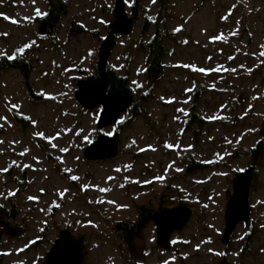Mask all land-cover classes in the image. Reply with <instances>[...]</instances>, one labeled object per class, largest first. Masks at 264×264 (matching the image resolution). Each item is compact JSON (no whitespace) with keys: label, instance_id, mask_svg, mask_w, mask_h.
<instances>
[{"label":"rangeland","instance_id":"1","mask_svg":"<svg viewBox=\"0 0 264 264\" xmlns=\"http://www.w3.org/2000/svg\"><path fill=\"white\" fill-rule=\"evenodd\" d=\"M125 1L132 16L133 0ZM68 2L50 32L35 15L37 8L47 12V0H0V53L11 56L31 44L17 57L33 68L28 75L16 68L0 75V118H7L0 119V169H7L0 171V205L13 214L0 216V264H44L63 227L86 236L85 264H264V156L246 151L264 123V1L172 0L167 75L152 84L143 42L153 27L143 30L142 16H155L159 4L142 0L133 32L116 37L109 59L110 69L129 75L140 115L121 130L119 154L105 161L84 157L100 134L102 107H82L75 92L95 73L115 0ZM72 20L86 31L69 39ZM194 103L197 117L187 123ZM116 127L101 133L114 135ZM191 158L203 166L189 171ZM249 165L258 172L251 219L224 244L228 190ZM183 205L193 210L190 221L171 235L170 248L159 247L152 216ZM119 222L132 229L130 244L116 231Z\"/></svg>","mask_w":264,"mask_h":264},{"label":"water","instance_id":"2","mask_svg":"<svg viewBox=\"0 0 264 264\" xmlns=\"http://www.w3.org/2000/svg\"><path fill=\"white\" fill-rule=\"evenodd\" d=\"M135 26L134 17L130 16L125 0H115L114 22L109 25L112 34H108L98 51L97 68L99 80L83 79L78 82L75 92L76 100L86 109L102 107L97 121V127L103 129L116 125L119 117L134 103L133 92L114 93L110 91L109 59L116 39L113 34L129 35ZM264 139V124L260 130ZM120 143L117 135L101 134L96 140L88 144L84 150V157L89 161H105L115 158L119 154ZM254 179V169L242 172L234 183V188L225 210V228L222 235L224 244H229L232 234L241 222L248 223L251 219L250 191ZM193 210L190 206L167 207L155 213L152 219L156 227L157 245L168 249L171 246V235L182 230L190 221ZM146 220H142L138 227L142 228ZM2 233L0 232V239ZM44 264H84V254L75 244L53 245Z\"/></svg>","mask_w":264,"mask_h":264},{"label":"trees","instance_id":"3","mask_svg":"<svg viewBox=\"0 0 264 264\" xmlns=\"http://www.w3.org/2000/svg\"><path fill=\"white\" fill-rule=\"evenodd\" d=\"M264 1V0H263ZM172 0H158V10L155 16H148L143 14V30L149 32L153 27V33L151 36L147 38V41L143 42L144 48L147 49L146 52V65L144 69V73L149 80H151L152 84H155L166 77L167 75V64L165 62L167 45L169 42V26L166 22L167 15L169 13V7ZM48 10L47 15L43 17H39L37 19L39 26L46 27V30L50 32H54L57 27H59V23L62 17L68 13L69 10V2L68 0H47ZM132 15L138 20L142 13L143 3L142 0H133L131 5ZM86 31V28L77 22L76 20H72L68 28V38L78 36L80 33ZM95 31V30H94ZM93 33H96L95 31ZM111 33V31H110ZM115 36L118 37L116 34ZM16 68L20 69L26 75L30 74L33 70L30 61H23L22 58L17 57L14 60H9L7 55H0V74L5 69ZM111 85L110 91L114 93H125L132 91V86L130 83V77L128 74L121 75L116 70L108 69ZM100 78L99 70L96 68L95 73L89 77L91 80H98ZM199 88L196 91L197 97H199L200 93ZM152 91V88L149 89ZM34 94L35 92L32 91ZM146 95L148 93L142 94L146 99ZM139 110L137 109V104L134 102L130 108V111L125 113L123 120L118 122V127L115 128L114 134H120L121 130L125 127H129L138 117ZM141 112V111H140ZM18 119L24 123V116L17 114ZM197 117V103L192 104L191 111L186 120L187 123L195 120ZM99 136V135H98ZM95 139H97V137ZM94 139V140H95ZM246 151L249 152L252 158L258 159L264 156V139L260 138L254 145L250 147H246ZM202 167L203 164H200L191 158L190 162L187 164V169L194 170L196 167ZM258 172H256L257 175ZM240 175V172L235 174L233 179V183L235 182V178ZM164 196V192L159 196V207H162V198ZM231 196V190H228V197ZM228 198V199H229ZM140 209H145L144 206L140 207ZM142 213V212H141ZM0 216H4L6 218L12 217L13 214H8L6 208L0 205ZM115 229L118 233H120L122 239L125 243L130 244L132 239V229L129 227L127 222H119ZM85 235H76L74 234L68 227H63L59 230L58 235L55 237L53 244L54 245H63V244H75L80 250L83 252L84 256L87 251V243L85 240ZM126 254L131 255L133 252V248H125ZM85 260V259H84ZM85 264V263H84Z\"/></svg>","mask_w":264,"mask_h":264},{"label":"snow or ice","instance_id":"4","mask_svg":"<svg viewBox=\"0 0 264 264\" xmlns=\"http://www.w3.org/2000/svg\"><path fill=\"white\" fill-rule=\"evenodd\" d=\"M153 2H155V0H153ZM33 3H35V0H33ZM0 15H3V14H0ZM35 15L36 16H40V17H43V16H46L47 15V13H43V12H41V10L40 9H36L35 10ZM7 19H11V18H9V17H6ZM227 17H224V19H226ZM25 19H32V17H26ZM12 22L13 23H18V21H15V20H12ZM176 31H180V28H177L176 29ZM2 35H7V33H3ZM233 35H235V33H233ZM224 37H223V35H221V36H219V37H215V38H213V39H223ZM32 45L31 44H27V45H24V47H22V48H19V49H17V52L15 53V54H13V55H11V56H7V58L9 59V60H14V59H16L17 58V55L18 54H22L23 52H24V50L26 49V48H29V47H31ZM0 55H6V53H0ZM261 55H264V53H261ZM185 67H191V66H188V65H185ZM198 71H200V72H205V71H208V70H206V69H203V68H200V69H197ZM220 69L218 68V69H215V71H219ZM230 71H234V69H232V70H230ZM187 91H191V89H188ZM174 99V98H173ZM168 102H172V100H169ZM11 108H13V109H16V108H18V105H11ZM178 111H181V112H183L184 110L183 109H179ZM0 119H4V120H6L7 118L6 117H3V118H0ZM0 127H2V125H0ZM36 135H38V136H42L43 134L42 133H36ZM0 143H2V141H0ZM168 147H173V145H168ZM64 151H67V149H64ZM23 154V153H22ZM0 171H7V169H0ZM72 179H77V177H72ZM111 179V178H110ZM102 191H107V189H102ZM15 193H9V195H14ZM30 199H35V198H30ZM209 251H212L211 249L209 250ZM219 254V253H218Z\"/></svg>","mask_w":264,"mask_h":264},{"label":"flooded vegetation","instance_id":"5","mask_svg":"<svg viewBox=\"0 0 264 264\" xmlns=\"http://www.w3.org/2000/svg\"><path fill=\"white\" fill-rule=\"evenodd\" d=\"M247 168H253L254 171H255V174H256L257 169H256V167H255L254 165H249V166H247L245 169H247ZM154 225H155V223H154Z\"/></svg>","mask_w":264,"mask_h":264}]
</instances>
